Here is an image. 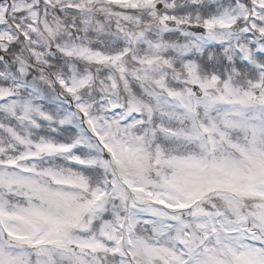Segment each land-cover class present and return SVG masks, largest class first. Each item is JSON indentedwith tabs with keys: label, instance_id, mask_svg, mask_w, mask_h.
Segmentation results:
<instances>
[{
	"label": "snow or ice",
	"instance_id": "1",
	"mask_svg": "<svg viewBox=\"0 0 264 264\" xmlns=\"http://www.w3.org/2000/svg\"><path fill=\"white\" fill-rule=\"evenodd\" d=\"M0 264H264V0H0Z\"/></svg>",
	"mask_w": 264,
	"mask_h": 264
}]
</instances>
